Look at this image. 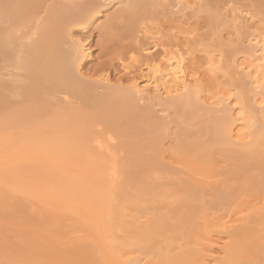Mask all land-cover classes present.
Masks as SVG:
<instances>
[{
  "label": "bare ground",
  "instance_id": "6f19581e",
  "mask_svg": "<svg viewBox=\"0 0 264 264\" xmlns=\"http://www.w3.org/2000/svg\"><path fill=\"white\" fill-rule=\"evenodd\" d=\"M42 1L0 0V58L5 64V73H0V88L5 91H0V115L11 107V95H23L28 102L37 96L50 99L49 105H40L31 109L32 112L10 114L0 123V132L33 125L47 110L53 115L47 137L21 141V146H31L25 147V156L7 155L0 159V188L7 189L3 179L10 178L9 188L13 193L47 208L53 217L56 215L52 212L59 213V206H63L66 213L77 219L84 241L88 238L95 240L97 253L108 264H205L204 250L213 244L214 233L228 237L221 247L222 259L215 264H242L246 244L239 241L254 232L250 225L263 224L264 204L259 208L252 202L255 206L250 214L246 211V215H241L243 210L237 207L238 214L233 210L224 216L205 220L198 230H192L186 245L171 247L168 243L161 246L160 251L147 248L152 257L146 260V257L132 255L143 251L145 242L153 243V239L162 236L160 228L166 223L160 218L150 223V228L147 224L137 231L136 238L124 235L125 225L135 226L136 220H127L131 211L127 212L128 207L124 204L134 194H126L128 185L122 182L121 176L126 175L125 181L135 184L134 192L152 187L147 183L152 168L161 170L166 177L176 176L177 173L163 167L158 158L163 122L152 113L157 106H178L177 114L183 121L196 118L199 111H206L216 128L215 142L223 147L224 152L237 148L244 151L264 142L263 31L251 28L254 24L248 26L251 33L246 37L249 43L246 55H237L226 64L222 51L214 52L199 46L198 52L206 55L203 61L205 74L212 79L220 73L222 77H229L231 82L237 78L241 87H250L253 95L247 98L240 90L239 95L234 96V91L226 85L214 83L208 88L200 68L191 67L187 54L185 56L178 47L164 48L161 58L149 59L151 62L145 65V75L123 85L121 79L115 83L110 79L112 57L118 56L117 59L121 60V55L114 54L110 46L104 47L103 55L110 58L97 67V79L85 78L79 72L90 57L89 48L81 41H69L71 44L67 49L62 47L66 44L64 39L74 29H86L101 16L97 3L93 0H55L45 5ZM154 10L155 0H132L120 9L119 14L123 16L130 11V19L137 23ZM260 13L264 15V10ZM238 20L240 22V17L234 16L231 25L241 42L245 40L242 29L246 27ZM110 29V24L104 26L105 33ZM142 30L140 28L138 33L141 34ZM149 51L148 48L143 50ZM215 80L213 82L218 79ZM39 123L34 127L40 126ZM97 126L105 130L101 132ZM200 130L208 131L209 128L203 125ZM72 132L77 133L73 135ZM112 132L119 136L112 135ZM116 143L131 150L127 174L118 169L116 153L111 148ZM175 146L173 155L177 163L204 177L216 171L211 154L202 150L197 142L178 139ZM78 147H83L86 157H95L93 171L80 169L81 163L73 151ZM253 153L244 152L238 159H246L247 163L256 157L260 159L261 156L256 153L255 157ZM19 160H24L25 165H20ZM17 171L19 177L14 178L12 174ZM197 184L188 190L195 196L202 193L205 184L208 185L201 181ZM162 194L160 192L159 196ZM187 199L181 201L186 209L189 207ZM132 202L134 205L136 201ZM235 205L233 202L231 206ZM179 227L174 225L170 229L178 232ZM75 238L72 241L78 243L74 245L85 246L82 240L75 241ZM173 252L177 253L171 254Z\"/></svg>",
  "mask_w": 264,
  "mask_h": 264
},
{
  "label": "rangeland",
  "instance_id": "374dc122",
  "mask_svg": "<svg viewBox=\"0 0 264 264\" xmlns=\"http://www.w3.org/2000/svg\"><path fill=\"white\" fill-rule=\"evenodd\" d=\"M54 1L43 0L42 3L48 5ZM93 1L97 3V10H100L101 16L96 17L92 25L86 29H74L64 39L63 42L66 44L62 46L67 49L71 44L69 41H81L89 48L90 57L79 69L80 74L85 78L97 79L96 71L99 64L109 60L110 56L103 55L105 46H110L114 54L121 55V60L117 59L118 56H111L114 60L110 79L112 83L121 79L123 85H129L132 79H140L141 75H145L147 72L145 65L161 58L164 48L178 47L177 49L185 56L187 54L191 67L200 68L208 88L218 83L230 87L234 91V96L239 95V90L246 98L253 95L250 87H241L242 83L237 81V78L231 82L229 77H222L220 73L216 75V78L208 77L209 75L204 72L206 55L198 51L201 48L199 46L207 47L214 52L222 51L225 64L230 63L237 55L245 56V50L249 44L246 37L251 33L248 26L254 24L251 28L257 27L264 33V15L260 13V10H264V0H256L259 1V6L252 0H155V10L152 14L137 23L133 18L130 19V11L123 16L119 14L120 9L132 0ZM236 15L241 19L238 22L246 27L242 29L245 33V38L243 35L242 38L245 40L241 42L231 25V20ZM108 24L111 25V29L105 33L104 26ZM140 28L143 29L141 34L138 33ZM147 48L150 50L149 53L143 52ZM4 65L0 58L1 74L5 73ZM126 67L129 69L126 70ZM3 78L7 79V77ZM215 79H218L217 82H213V80L216 81ZM238 79L241 80L239 77ZM0 91L5 92L2 88ZM10 100L12 105L3 112L6 117L4 114L0 115V123L14 112H32L31 109L50 103V99L43 100L39 96L28 102L23 95H11ZM177 111L179 114L178 106L173 108L157 106L152 109L157 120L160 119L163 122L158 147L160 164L173 169L177 173L176 176L166 177L164 172L160 173L161 170L152 168L150 172L152 176L147 181L152 187L135 192V184L125 181L126 175L121 176L122 182L128 185L126 194H134L133 197L127 198L128 201L124 204L128 207L127 212L131 211L130 218L127 220L128 222L136 220L135 226L125 225V230L122 229L124 235L136 238L137 231L145 228L147 224L149 227L150 223L159 221L160 218H163L166 223V226L160 228L162 236L153 239V243L145 242V249L134 252L132 257H146V260H149L152 254H148L147 248L160 251L161 246L164 247L168 243L171 247L177 244L186 245L192 230H198L205 220L224 216L227 212L232 213L237 209L243 210L241 215H246V211L250 214L253 210L252 206L257 204L256 207L260 208L261 204H264V142L244 151L237 148L224 152L223 147L215 142L216 128L206 111L197 112L196 118L187 121L181 120ZM52 116L47 110L35 122L36 124L40 122V126L34 127V123L23 128L0 132V159L7 155H15L16 158L25 156V147L31 146H21V141L47 137L48 124ZM203 125L209 130L201 131L200 128ZM96 129L103 132L104 128L97 126ZM74 133L77 132H72L73 135ZM111 134L116 137L118 135L114 132ZM178 139L197 142L202 150L208 151L216 165L214 174L204 177L185 165L177 163L173 153ZM82 148L73 150L74 157L81 163L80 169L91 172L95 169V157H86ZM111 148L116 153L120 173L127 174L130 170L127 165L131 158V150L129 147L119 146L118 143ZM244 152H256L255 154L261 157L258 156L260 159H257L253 153L256 159L253 158L249 164L246 159H238V156H242ZM96 156H98L97 153ZM17 162L25 165L24 160ZM12 176L19 177V172H14ZM11 181L10 178L3 179L7 189L0 188V264H108L97 253L99 250L95 240L88 238L84 241V233L78 226L77 219L66 213L63 206H59V213L52 212L56 216H50L47 208L40 207L34 201L26 200L22 195L13 193L9 188ZM199 181L208 185L205 184L199 196L192 195L188 190L198 186ZM117 189L116 187L115 192ZM160 192L163 193L161 196H159ZM184 198H188V209L185 208V203L181 202ZM129 199L135 200V204L133 205ZM245 201L249 202L246 204ZM119 202L116 201V203ZM233 202L236 207L231 206ZM252 202L255 205H252ZM239 206L243 208L240 209ZM48 209L52 208L48 207ZM174 225L180 226L178 232L173 230L174 228L170 229V226ZM250 226L254 228V232L239 241L246 244L242 264H264V222L261 225L256 223ZM74 238L75 241L82 240L83 242L79 241L85 246L74 245L78 243L72 241ZM212 240L214 242L210 244L211 247L204 250L205 264H215L219 258L222 259L221 247L224 241H228V237L214 233ZM175 253L177 252L171 254Z\"/></svg>",
  "mask_w": 264,
  "mask_h": 264
}]
</instances>
